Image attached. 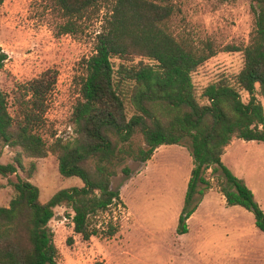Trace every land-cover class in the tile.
Here are the masks:
<instances>
[{"label":"trees","instance_id":"16d2710c","mask_svg":"<svg viewBox=\"0 0 264 264\" xmlns=\"http://www.w3.org/2000/svg\"><path fill=\"white\" fill-rule=\"evenodd\" d=\"M3 0H0L2 3ZM52 20L55 37L83 34L100 22L93 53L80 62L78 97L70 124L73 138H44L45 115L58 77L48 68L26 82H16L10 93L0 88V157L2 149H17L11 163H0V176L25 172L26 178L8 180L14 195L0 206V264H58L57 249L48 223L56 207L83 241L97 235L94 220L120 204L111 179L126 160L145 163L162 145L190 140L193 168L186 203L211 188L208 170L221 172L219 185L228 206H240L254 217L264 233V212L243 180L221 161L233 139L264 142V0H249L253 26L245 45L218 47L212 41L195 42L175 30L180 10L172 0H42ZM219 52H239L242 67L232 78L222 76L200 93L192 74ZM7 59L0 53V69ZM248 95L245 103L241 93ZM53 155L64 178L77 177L83 185L55 192L41 202L38 188L29 182L35 164L25 168L23 158ZM128 173L127 169H123ZM198 184L203 185L197 190ZM197 204L179 217L178 234ZM107 235L116 228L107 224ZM73 242L72 236L67 244Z\"/></svg>","mask_w":264,"mask_h":264},{"label":"rangeland","instance_id":"374dc122","mask_svg":"<svg viewBox=\"0 0 264 264\" xmlns=\"http://www.w3.org/2000/svg\"><path fill=\"white\" fill-rule=\"evenodd\" d=\"M180 10L173 20L175 30L189 34L197 43L212 41L218 47L241 46L253 26L249 0H172ZM100 22L91 23L83 34L54 36L51 17L43 11L42 0H3L0 3V53L7 59L0 69V88L10 93L16 82H26L48 68L58 71L57 83L49 98L44 138L56 134L64 141L73 138L70 116L78 97L76 80L80 62L94 51ZM242 67L239 52H219L192 74L198 91L226 76L232 78ZM243 102L248 95L241 93ZM264 108V99L258 98ZM17 149L4 147L0 163H11ZM224 166L243 180L264 212V142L233 139L221 157ZM35 164L29 182L46 202L61 189L81 187L77 177L64 178L53 155L42 159L23 158L25 168ZM193 168L190 140L180 145H162L145 163L126 160L111 179L120 204L94 220L98 231L88 241L73 234L65 214L56 207L48 223L57 249L58 264H264V233L254 224L252 212L228 206L219 185L221 172L208 170L211 188L195 194L186 203L187 183ZM127 169L128 173H124ZM26 178L25 172L0 176V206L14 195L8 180ZM204 186L198 184L197 190ZM197 204L186 221L187 232L178 234L179 217ZM116 228L107 235V224ZM72 236L73 242L67 244Z\"/></svg>","mask_w":264,"mask_h":264}]
</instances>
